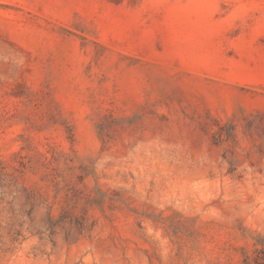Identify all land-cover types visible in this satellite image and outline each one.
Instances as JSON below:
<instances>
[{
	"label": "rangeland",
	"instance_id": "374dc122",
	"mask_svg": "<svg viewBox=\"0 0 264 264\" xmlns=\"http://www.w3.org/2000/svg\"><path fill=\"white\" fill-rule=\"evenodd\" d=\"M0 264H264V0H0Z\"/></svg>",
	"mask_w": 264,
	"mask_h": 264
}]
</instances>
